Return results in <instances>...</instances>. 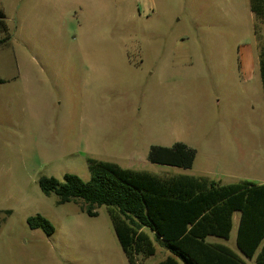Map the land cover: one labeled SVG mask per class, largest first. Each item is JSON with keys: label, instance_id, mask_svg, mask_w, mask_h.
<instances>
[{"label": "rangeland", "instance_id": "rangeland-1", "mask_svg": "<svg viewBox=\"0 0 264 264\" xmlns=\"http://www.w3.org/2000/svg\"><path fill=\"white\" fill-rule=\"evenodd\" d=\"M0 9L10 36L0 46V264H130L105 207L90 217L40 188L67 174L88 182L90 160L264 182L249 0H0ZM177 143L196 151L191 170L148 162L153 146ZM37 215L52 236L29 227ZM236 239L235 227L226 244L238 250Z\"/></svg>", "mask_w": 264, "mask_h": 264}, {"label": "trees", "instance_id": "trees-1", "mask_svg": "<svg viewBox=\"0 0 264 264\" xmlns=\"http://www.w3.org/2000/svg\"><path fill=\"white\" fill-rule=\"evenodd\" d=\"M256 19L255 36L261 52L259 65L264 89V0H249ZM0 46L10 40L5 13L0 9ZM196 151L183 143L171 148L153 146L152 165L191 170ZM91 179L67 174L64 182L44 177L40 188L55 195L60 205L81 202L82 211L97 217L105 207L130 264L157 253H168L158 264H264V183L241 181L223 185L205 176L155 174L135 171L117 163L90 160ZM240 213L237 249L226 244ZM33 230L47 236L54 225L44 216L28 219Z\"/></svg>", "mask_w": 264, "mask_h": 264}, {"label": "crops", "instance_id": "crops-1", "mask_svg": "<svg viewBox=\"0 0 264 264\" xmlns=\"http://www.w3.org/2000/svg\"><path fill=\"white\" fill-rule=\"evenodd\" d=\"M258 63H259V59H258V61H257V64H258ZM259 66H260V65H259ZM255 67H256V66H255ZM261 183H264V182H261ZM239 220H240V213H236V214H235V227H236V229L238 228ZM161 248H163V247H161ZM164 252H165V250H164ZM164 252H163V250H160V251H159V249H157V253H156L154 256L159 255V261H158L157 263H154V264H158V263H160L161 261H163L164 259H166V257L168 256V253L166 254V256H164V255H163ZM154 256H152V257H154ZM152 257H150V258H152ZM150 258H147L146 260L148 261V259H150Z\"/></svg>", "mask_w": 264, "mask_h": 264}]
</instances>
